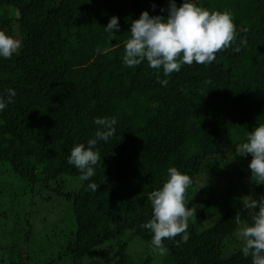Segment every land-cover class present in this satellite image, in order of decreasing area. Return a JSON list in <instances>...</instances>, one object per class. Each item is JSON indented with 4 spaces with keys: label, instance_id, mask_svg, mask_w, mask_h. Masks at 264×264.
I'll return each mask as SVG.
<instances>
[{
    "label": "trees",
    "instance_id": "obj_1",
    "mask_svg": "<svg viewBox=\"0 0 264 264\" xmlns=\"http://www.w3.org/2000/svg\"><path fill=\"white\" fill-rule=\"evenodd\" d=\"M192 2L230 11L236 41L211 64L182 65L165 77L146 61L127 67L122 57L131 22L142 11L166 17L168 0H0V30L12 36L15 27L22 41L18 54L0 57V97L16 92L0 111V162L19 180L63 196L73 225L50 259L32 262L19 252L0 264H56L61 257L69 264H131L127 240L151 244L152 233L141 227L152 216L148 194L166 182L169 167L194 179L204 162L223 165L226 154L251 172V156L235 150L264 124V0ZM113 16L120 31L110 36L105 27ZM97 117H116L115 135L97 142L95 176L61 191V175H80L67 159L75 145L95 138ZM93 182L96 192L88 189ZM191 207L189 240H165L161 264H251L235 237L236 214L252 222L243 201L203 228L205 206L192 196ZM102 245L113 248L114 259L83 261Z\"/></svg>",
    "mask_w": 264,
    "mask_h": 264
},
{
    "label": "clouds",
    "instance_id": "obj_2",
    "mask_svg": "<svg viewBox=\"0 0 264 264\" xmlns=\"http://www.w3.org/2000/svg\"><path fill=\"white\" fill-rule=\"evenodd\" d=\"M163 11L165 9L162 8L161 12ZM105 31L110 36L120 31L117 17L110 18ZM129 32L130 38L125 43L122 57L124 65L136 67L146 61L151 69H162L165 77L179 72L182 65L191 66L194 62L211 64L217 53L235 43L237 36L230 11H209L192 0H182L179 6L176 0H168L166 17L150 16L147 11H142L140 17L131 22ZM245 43L242 39L241 45ZM21 47L20 39L0 30V57L10 59L13 54H18ZM240 50L239 46L234 48L235 52ZM96 51L99 53L102 50L97 48ZM158 82L162 86L168 84L167 79L160 80L159 76ZM15 96V90L9 89L7 100L0 97V111L13 102ZM94 123L98 125L95 138L87 141V147L82 143L75 145L67 159V163L79 171V180L82 182L95 176V166L101 161L100 152L96 149L97 142H108L115 135L117 118L97 117ZM235 151L240 157L251 156L248 165L251 178L257 185L264 184V124L249 131L246 142L238 145ZM167 174L168 178L162 187L148 194L152 216L141 225L152 233L153 251L160 255H165L168 251L164 245L165 240H174L180 236L177 246L189 240V220L195 216L196 211L186 203L187 190L192 184L191 177L181 173L176 167H169ZM88 189L96 192L99 184L89 183ZM243 203L252 222L248 224L243 221L239 214L234 218L236 224L240 225L238 236L243 242L242 254L251 258V264H264V195L259 199H254L252 195L245 196Z\"/></svg>",
    "mask_w": 264,
    "mask_h": 264
},
{
    "label": "rangeland",
    "instance_id": "obj_3",
    "mask_svg": "<svg viewBox=\"0 0 264 264\" xmlns=\"http://www.w3.org/2000/svg\"><path fill=\"white\" fill-rule=\"evenodd\" d=\"M12 36L20 39L15 27ZM222 157L223 165L204 162L187 190L188 207L192 196L205 206V218L199 228L211 225L231 203L244 201L248 195L254 199L264 195V184H255L251 172L247 174L249 171L241 164L236 166L226 154ZM59 181L61 191L75 190L81 182L71 175H61ZM45 196H50L48 201ZM68 209L63 196L46 193L40 183L19 180L5 162H0V261L14 258L19 252L27 253L32 262L50 259L60 251L67 231L73 229ZM238 231L235 237L240 239ZM126 252L131 264H161L162 255L153 251L151 244L136 238L127 240ZM113 255L112 247L102 245L91 249L83 261L97 258L110 261ZM56 264H69V260L61 257Z\"/></svg>",
    "mask_w": 264,
    "mask_h": 264
}]
</instances>
